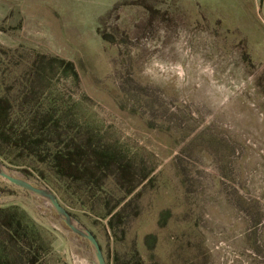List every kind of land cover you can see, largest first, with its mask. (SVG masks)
<instances>
[{"label": "rangeland", "instance_id": "obj_1", "mask_svg": "<svg viewBox=\"0 0 264 264\" xmlns=\"http://www.w3.org/2000/svg\"><path fill=\"white\" fill-rule=\"evenodd\" d=\"M133 1L0 0V59L10 61L4 51L21 62L13 74L27 64L40 107L152 172L118 250L136 240L148 264H264V0H148L168 14L148 27ZM50 59L76 75L47 68ZM12 191L0 206L19 207L51 234L60 264H95L46 201ZM74 213L107 261L117 246L106 222Z\"/></svg>", "mask_w": 264, "mask_h": 264}, {"label": "trees", "instance_id": "obj_2", "mask_svg": "<svg viewBox=\"0 0 264 264\" xmlns=\"http://www.w3.org/2000/svg\"><path fill=\"white\" fill-rule=\"evenodd\" d=\"M131 5L144 10L147 27L157 20L168 21V14L155 9L148 0H135ZM97 33L111 42L110 34L100 29ZM2 53L10 61L0 59L1 162L9 170L20 171L34 186L49 188L76 218L74 212L82 211L98 219L95 225L105 221L102 227L117 246L109 250L107 264H148L136 240L129 252L118 250V246L126 242L141 214L140 200L152 181V172L139 167L117 145L103 142L93 130L76 126L52 107H40L35 85L27 87V64L19 74H13L14 66L21 62L8 52ZM54 62L74 73L71 64L55 59H50L47 68ZM38 69L46 68L41 63ZM12 189L13 185L0 183V198L13 195ZM52 242L51 234L35 226L19 207L0 206V264H60ZM156 244L155 235L144 237L149 254Z\"/></svg>", "mask_w": 264, "mask_h": 264}, {"label": "water", "instance_id": "obj_3", "mask_svg": "<svg viewBox=\"0 0 264 264\" xmlns=\"http://www.w3.org/2000/svg\"><path fill=\"white\" fill-rule=\"evenodd\" d=\"M0 178L7 181L9 184L26 191L29 195L46 201L61 222H63L74 235L88 242L96 260L95 264H107L101 246L94 234L62 206L57 196L51 190L48 188L36 187L30 182L15 177L1 160Z\"/></svg>", "mask_w": 264, "mask_h": 264}]
</instances>
